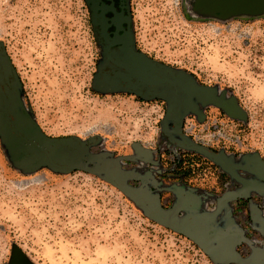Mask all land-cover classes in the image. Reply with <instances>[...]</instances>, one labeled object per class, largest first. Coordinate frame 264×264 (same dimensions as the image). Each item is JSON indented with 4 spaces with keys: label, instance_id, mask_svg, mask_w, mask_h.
Segmentation results:
<instances>
[{
    "label": "rangeland",
    "instance_id": "obj_1",
    "mask_svg": "<svg viewBox=\"0 0 264 264\" xmlns=\"http://www.w3.org/2000/svg\"><path fill=\"white\" fill-rule=\"evenodd\" d=\"M192 2L127 0L134 47L233 100L240 117L195 102L180 131L251 168L254 155L264 161V13L200 15ZM0 45L10 67L6 79L0 66V264H264V224L253 219L264 220V192L248 191L199 221V245L153 220L107 173L67 168L117 159L119 178L178 222L211 214L245 183L264 185L251 171L229 173L175 145L171 119L163 130L166 100L103 91V46L84 0H0ZM69 137L84 144L82 154L54 141ZM31 143H43L50 159Z\"/></svg>",
    "mask_w": 264,
    "mask_h": 264
},
{
    "label": "water",
    "instance_id": "obj_2",
    "mask_svg": "<svg viewBox=\"0 0 264 264\" xmlns=\"http://www.w3.org/2000/svg\"><path fill=\"white\" fill-rule=\"evenodd\" d=\"M89 6L91 25L96 35V39L103 46V55L105 64L99 69L96 83L103 91H125L139 97L160 98L167 102L166 115L163 121L171 119L174 123V132L180 136V140L172 142L188 151L196 152L207 157L213 162L219 164L225 171L234 173L237 169H246L264 178V161L257 155L251 160V168L235 165L225 157L223 153L214 152L211 149L187 140L180 131L181 118L183 114L195 109V102L202 105L214 104L224 109L229 115L240 117L242 110L232 101L225 103L222 98L217 96L216 88L199 85L195 79L183 70L173 69L166 65H162L150 58L144 53L137 51L134 47L133 34L130 27V16L127 5L121 6V11L117 13L113 8L105 6L98 7L96 3L99 0H84ZM123 3L127 0H121ZM192 8L195 13L200 15H212L220 18H226L235 15H256L264 13V0H193ZM112 11L113 17L108 19L105 14ZM124 10L126 13L124 14ZM109 22H111L109 24ZM125 24V28L123 27ZM112 25L115 31L112 36L108 32V28ZM119 32H122L121 34ZM0 66L2 72L6 76L10 72V67L6 57L1 52L0 45ZM7 79V78H6ZM3 94V93H2ZM7 102V101H5ZM61 146L73 153V155L82 154L85 146L75 139L60 138L54 140ZM40 152L46 153L43 143H31ZM59 159L63 164L66 160L65 155H60ZM67 165V164H66ZM61 168L62 166L59 165ZM67 167V166H64ZM111 167V169H109ZM68 169H77L87 173H107L108 180L113 183L125 195L132 198L149 216L159 223L178 233L187 235L199 245L204 242V233L196 231L202 227L199 221H211L219 214L221 209L228 201L238 199L248 191L254 190L264 192V185L257 183H245L239 190L226 192L217 199L215 210L208 215H193L182 222L170 219L169 216L160 208L156 198L145 196L139 189L132 188L125 184L119 178V162L117 159H109L101 165L94 168H87L82 165L71 164ZM255 221L264 224V220L259 216H253ZM199 226V227H198ZM204 227V226H203ZM202 247V246H201ZM203 250L211 257L218 255V251L213 247H202ZM226 249L228 257L237 259V254L232 252L230 246ZM261 261L264 262V254H258Z\"/></svg>",
    "mask_w": 264,
    "mask_h": 264
},
{
    "label": "flooded vegetation",
    "instance_id": "obj_3",
    "mask_svg": "<svg viewBox=\"0 0 264 264\" xmlns=\"http://www.w3.org/2000/svg\"><path fill=\"white\" fill-rule=\"evenodd\" d=\"M123 4H126L125 2L123 3L121 0H99L97 3H96V5L98 6V7H100V6H105V7H107V8H113L117 13H119L122 9H121V6L123 5ZM93 4L90 2V3H88V7L89 6H92ZM124 14H125V10H124ZM105 16L108 18V19H110V18H112L113 17V13H112V11H108L106 14H105ZM111 22H109V24H110ZM124 27V26H123ZM111 28H112V30L113 31H110L111 30ZM125 28V27H124ZM115 31V27H114V25H112L111 24V26L108 28V32L110 33V35L112 36V33ZM120 34L122 33V32H119ZM9 264H27L25 261H23V259L22 258H13L10 262H9Z\"/></svg>",
    "mask_w": 264,
    "mask_h": 264
},
{
    "label": "built area",
    "instance_id": "obj_4",
    "mask_svg": "<svg viewBox=\"0 0 264 264\" xmlns=\"http://www.w3.org/2000/svg\"><path fill=\"white\" fill-rule=\"evenodd\" d=\"M194 126H195V125H192V126L190 127V129H191V128H194ZM203 126H204V125H203ZM206 128H207V125H205V129H206Z\"/></svg>",
    "mask_w": 264,
    "mask_h": 264
}]
</instances>
